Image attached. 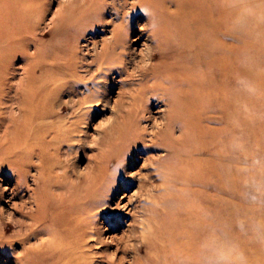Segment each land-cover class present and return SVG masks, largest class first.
Masks as SVG:
<instances>
[{
    "label": "rangeland",
    "instance_id": "1",
    "mask_svg": "<svg viewBox=\"0 0 264 264\" xmlns=\"http://www.w3.org/2000/svg\"><path fill=\"white\" fill-rule=\"evenodd\" d=\"M262 1L38 0L25 28L0 0V135L6 129L0 225L19 217L21 203L24 212L35 209L39 193L49 213L70 211L71 218L94 224L100 239L90 241L92 264H230L233 252L246 264H261L264 57L255 55L252 36L234 35L242 32L241 20L264 13ZM79 3L87 6L82 17ZM213 40L223 48V65L211 56ZM165 85L189 105L170 107L159 93L152 97V89ZM195 95L204 99L191 104ZM228 104L236 107L231 119L219 112ZM136 114L141 140L129 136ZM193 122L197 127L190 128ZM26 127L27 139L17 136ZM160 134L182 135L179 156L153 145ZM198 134L200 154L193 160ZM13 141L17 158H7ZM235 154L255 156L245 174L227 162ZM167 162L177 165L170 169ZM90 201L98 206L79 213ZM31 230L24 228L19 238ZM135 231L149 235L147 252H124ZM12 235L4 230L0 264H13V258L6 262ZM51 237L32 235L12 249L22 254ZM32 262L51 259L42 254Z\"/></svg>",
    "mask_w": 264,
    "mask_h": 264
},
{
    "label": "bare ground",
    "instance_id": "2",
    "mask_svg": "<svg viewBox=\"0 0 264 264\" xmlns=\"http://www.w3.org/2000/svg\"><path fill=\"white\" fill-rule=\"evenodd\" d=\"M37 1L38 0H6V7L8 8L7 9L8 11H9V9H11V11L13 10L12 12H14L16 17H18L20 20H22V24H24L23 26H25V28H26V26H27L26 22L28 21V19H30L32 17V14H33L34 10L36 9L35 6H33V3H36ZM262 2L264 4V0ZM260 5H262V3H260ZM8 6H10V7H8ZM78 7H79V14H81L80 17H82L83 15H85V11H86L87 6H85L84 3H79L75 8L77 9ZM261 8L263 10V5L261 6ZM6 14H8V12H6ZM248 20H251V21L255 20L256 24H254V26L249 27L248 26ZM249 23H251V22L249 21ZM17 25L20 26L21 23H17ZM233 26H238V25L232 24V27ZM240 26L243 27L242 32L240 33V35L235 34L234 37L240 38L243 36L242 38L244 41L245 36L247 34L252 36L249 38L247 35V39H249V40L253 39L254 41H256V45H258L259 48L257 49V53H255V55L257 57H260V60H261V58L264 57V13L259 12L256 16H251V18L249 17V19L241 20ZM248 27H249V29H248ZM260 41H262V42H260ZM222 49H221L220 42H218L217 40H213V46L211 47V54H212L211 56L212 57L214 56L213 59H215V63L217 66L223 65V63L220 60V53H222ZM252 56H254V55H252ZM143 60L141 61V63L143 62ZM142 65H143V63H142ZM260 68H261V71L263 72L264 67H260ZM164 73H165V70H164ZM169 88L170 87L168 85H165L164 87H162L160 89L159 88L152 89L154 91H152L151 95H152V97H154L155 95H157L159 93L161 95L162 100L164 101L163 104L170 106V107L176 106L177 104L178 105L179 104L180 105H189L187 103H182L181 97L171 96ZM228 92H229L228 89L222 90L223 94H227ZM153 93H155V94H153ZM203 99L204 98L195 95L194 100H192V101L190 100V103L191 104H198ZM227 103H228V101L225 104H227ZM232 110H236V107L233 108L232 105L230 107V104H228V107L225 110H221L219 112H220V114H223V116L226 117L227 119H231ZM36 116H37V114H36ZM136 117H137V114H136ZM169 118H170V116L167 117V119H169ZM140 123H141L140 117L134 118L133 130L129 132V136L132 139L136 138L138 140H141V138H142L141 137V131H143V129H141V127L139 126ZM157 124H158V122H157ZM196 124H197L196 122H193V123H190L189 126H190V128H192L194 126L197 127ZM183 127H185V125H182L181 127H179L181 131H182ZM27 129H28L27 127L21 129L22 131L21 130L19 131L20 134H17L16 132H14V133L17 134V136H20L21 138L24 137V139H27V136L29 133V131H27ZM155 129H156V127H155ZM5 135H6V129L4 130L3 134L0 135V139L3 138V140H2L3 142H4V138H6ZM160 135H162V136H160V137L156 136L155 139H153V141H152L153 145H158V144L162 145L163 144L168 149V154L171 153L175 156H177V155L179 156L181 154L179 142L182 140V135L180 134L179 138H175V139L172 137V135H170V137H167L164 134H160ZM198 138H199V134L194 139L195 143L192 147V150H190L191 151L190 156L192 157L193 160H197V156L200 154V148L201 147H199L200 142H199ZM1 143H0V145H1ZM16 147L17 146H16L15 141L9 142L8 147H7V152H6V156L8 155L7 158H12V157L17 158L16 157L17 151H15ZM160 150H162V149H160ZM244 154H243V156H242V154L240 156L235 154L232 157H231V155H229L227 158V162H228V160H230V163H229L230 167L234 166L233 171L237 172L238 174H245L246 170L247 169L249 170L251 167V163L254 160L252 158H255V156L250 155L251 157L250 156L247 157V160H246ZM24 155L29 157V155L27 153H24ZM213 155H214L213 152L210 153L211 158H213ZM18 156H19V154H18ZM15 158H13V159H15ZM250 159H252V160L248 162V160H250ZM11 161L13 163H15L16 159L11 160ZM245 161L247 162V165H246ZM167 163H169V162H167ZM142 165H144V164H142ZM159 165L163 166V165H165V162L159 161ZM175 165H177V164L174 162L167 164V166L170 169H172L173 167H176ZM193 165L195 166V169H197L199 166V164L196 162L193 163ZM158 170L162 171V169H160V167L158 168ZM82 174H84V172H82ZM163 174H164V172H162V176H163ZM168 177H169V179L170 178L171 179H184L186 176L184 177L181 174L173 176V175L169 174ZM220 180H221V178H220ZM133 194H135V193L133 192ZM36 197H35V200L33 202L35 209L30 210L28 212H24L23 211L24 205L21 203L19 206L20 211L16 212L17 216H19V217H17V218L11 217L6 222V224L2 223L0 225V242H2V238L4 237V230H6V231L12 230L13 233L16 232V235H14V236L12 235L13 237H15V236L16 237L15 238L11 237V239H8V241H7V247L8 248L6 249V262L10 261V258H13V261H12L13 264H33L32 259L34 257L40 256V255L42 256V254H45V255H48V257L51 259V264H92V260L90 259V256H89L90 241L97 242L96 240L100 239V233H98V231H95L94 226H92L94 224L92 222L87 223L85 221V217L80 218L79 216L78 217L76 216L75 218H71L70 211L66 212L64 210L63 211L61 210V211H57L56 213L53 212V214L49 213V211H46V204L43 200H41V196L39 195V193ZM217 199L218 198H216V202L219 203L220 201H217ZM59 203H61V201ZM87 204L81 208L79 213H88V212L92 211L94 208H96L98 206V201H90ZM124 204H127V202ZM113 207L115 208V206H113ZM121 208H123V207H121ZM99 221H101V220H99ZM145 225L147 227L149 226L147 224H145ZM27 227H30L33 230L35 229V231L31 230L30 235H27L23 238H19L20 234H18V233ZM75 228H78L79 231L74 232ZM257 228L259 230H261L262 237L264 238V215L262 216V220L259 222ZM58 232L65 235L62 237L61 242H56L54 239ZM51 233H52V237H51V239H49V241L47 242L46 245H43V246H40V247L34 248V249H32L31 246H27V248L23 247L24 250L22 251V254H14L12 246H14L17 241L18 242L21 241V244L25 245V243H27L26 240H27V238H29V236L36 235V234H47L48 235ZM109 236H110V234H109ZM123 237L124 236L120 237V239L123 240ZM115 238H117V236H115ZM148 238H149V235L146 232L142 231V232L137 234V232L135 231L134 233L130 234V236H127V238L124 242V246H123L124 252L127 253V252L131 251V252L137 253L138 251H143V250L145 252H147V248L150 247V245H149L150 243L148 241ZM137 242H139L140 245H138ZM261 247L263 249L259 254H261L262 252L264 253V245H262ZM233 253L234 254L231 257V263L230 264H246L245 263L246 257L242 258L236 252H233ZM123 258L124 257H120L119 261L120 260L122 261ZM211 259L213 260L212 257H211ZM263 259L264 258L261 259L262 261L260 260L261 262L259 261L261 264H264Z\"/></svg>",
    "mask_w": 264,
    "mask_h": 264
}]
</instances>
